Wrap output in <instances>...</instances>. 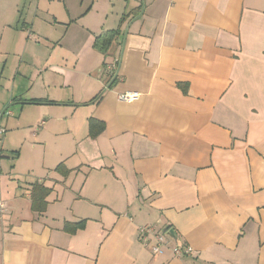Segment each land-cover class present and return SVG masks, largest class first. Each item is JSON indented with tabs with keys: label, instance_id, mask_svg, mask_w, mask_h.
<instances>
[{
	"label": "crops",
	"instance_id": "1",
	"mask_svg": "<svg viewBox=\"0 0 264 264\" xmlns=\"http://www.w3.org/2000/svg\"><path fill=\"white\" fill-rule=\"evenodd\" d=\"M36 1L0 9V54L29 82L0 126L44 150L28 180L0 153V264H264V0Z\"/></svg>",
	"mask_w": 264,
	"mask_h": 264
},
{
	"label": "rangeland",
	"instance_id": "2",
	"mask_svg": "<svg viewBox=\"0 0 264 264\" xmlns=\"http://www.w3.org/2000/svg\"><path fill=\"white\" fill-rule=\"evenodd\" d=\"M17 1L19 3L20 15L24 16L28 12L30 4L32 3L34 5L33 7L35 8L37 2L36 0H20V2L19 0H0V9L4 7L7 8V6L9 7L12 4L15 5ZM40 4L45 7V4L42 0ZM52 5L54 8H63V5L58 2H55ZM15 28L13 27L12 29H10V31H8L6 35L14 36L25 32V30H23L22 28H18L17 31L15 30ZM1 33L2 32H0V36ZM16 62H18V59L14 56V54H0V103L4 102L6 103V106H8V104L10 103L7 110L14 112V115L19 114L15 107H19L20 105L16 103L18 101L14 102V97L16 96L15 94L17 91L16 87H14V91H12L13 86L17 84L18 86H22L23 89L21 90L23 92H25L29 86V82L25 78L21 77L20 74H16ZM37 88L38 86L35 85L33 89L35 90ZM28 110H30L29 113L27 111L25 112L26 120L28 122L31 121L30 123L37 126L39 122H34L37 117V113L35 111L36 109L30 108ZM4 122L6 121L4 120ZM6 126L7 132L2 133V135H0V153L3 152L2 154L7 155V158L5 159L4 163L6 164L9 170L15 168L14 173L17 178H20L21 180H28L29 177L32 178V176H29L27 172L30 167L29 163L32 161V159H37V154L41 156L42 153H44V150L41 147L31 149L30 146L33 144L32 140L34 138H32V135H30L26 131L16 133L15 131H12L11 127L8 124ZM35 130H38V127H35ZM13 146L18 147L19 150L22 149L23 152V156L16 167L13 166L14 164H16V159H14L15 152L10 151L11 149H15L11 148ZM38 166L40 165L37 163L36 160L34 163V174L36 175H38L37 173L41 172L39 171ZM4 168L7 169L6 167Z\"/></svg>",
	"mask_w": 264,
	"mask_h": 264
},
{
	"label": "built area",
	"instance_id": "3",
	"mask_svg": "<svg viewBox=\"0 0 264 264\" xmlns=\"http://www.w3.org/2000/svg\"><path fill=\"white\" fill-rule=\"evenodd\" d=\"M108 69L110 72V76H109V83L113 82L118 75V69H117V64L115 63H111L108 65ZM119 98L122 100H132L133 96L129 93L127 94H123V95H119ZM12 112L10 110H5L0 112V120L2 119V117L4 115H11ZM0 132L4 133L5 129L2 128L0 126ZM4 204L3 202L0 201V216L3 214L4 212ZM169 233V232H168ZM139 235H140V240L147 245L151 251L154 254H159L163 251V247L165 246V234L158 232L156 230V227L152 224H143L141 226H139ZM174 252L177 255H181L183 252L186 253H191L192 252V247L188 246L184 251L180 246H177L174 248Z\"/></svg>",
	"mask_w": 264,
	"mask_h": 264
},
{
	"label": "trees",
	"instance_id": "4",
	"mask_svg": "<svg viewBox=\"0 0 264 264\" xmlns=\"http://www.w3.org/2000/svg\"><path fill=\"white\" fill-rule=\"evenodd\" d=\"M120 29H109L101 32L99 35L95 37L94 40V46L101 52L107 53L113 40L117 37ZM108 63L105 64V67L107 68ZM61 166V165H60ZM59 166V167H60ZM50 193V189L47 187H44L42 185H35L32 191V197H33V207L38 210H43L45 205L47 204V196ZM82 222L73 224L74 227L82 225Z\"/></svg>",
	"mask_w": 264,
	"mask_h": 264
},
{
	"label": "water",
	"instance_id": "5",
	"mask_svg": "<svg viewBox=\"0 0 264 264\" xmlns=\"http://www.w3.org/2000/svg\"><path fill=\"white\" fill-rule=\"evenodd\" d=\"M169 233H170L174 238L179 239V237H178V235H177V233H176L175 231L171 230Z\"/></svg>",
	"mask_w": 264,
	"mask_h": 264
}]
</instances>
